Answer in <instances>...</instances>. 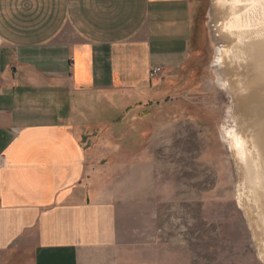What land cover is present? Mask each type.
Instances as JSON below:
<instances>
[{"label":"crops","instance_id":"1","mask_svg":"<svg viewBox=\"0 0 264 264\" xmlns=\"http://www.w3.org/2000/svg\"><path fill=\"white\" fill-rule=\"evenodd\" d=\"M203 7L0 0V264H179L131 117L208 46Z\"/></svg>","mask_w":264,"mask_h":264},{"label":"rangeland","instance_id":"2","mask_svg":"<svg viewBox=\"0 0 264 264\" xmlns=\"http://www.w3.org/2000/svg\"><path fill=\"white\" fill-rule=\"evenodd\" d=\"M203 1L208 46L169 77L165 96L145 101L144 116L131 117L133 135L145 141L140 158L147 152L155 160L156 182L164 171L171 186L160 219L173 231L179 264H264V229L245 208V172L223 136L233 100L219 86L223 76L215 57L222 53L221 24L228 9L225 1Z\"/></svg>","mask_w":264,"mask_h":264},{"label":"bare ground","instance_id":"3","mask_svg":"<svg viewBox=\"0 0 264 264\" xmlns=\"http://www.w3.org/2000/svg\"><path fill=\"white\" fill-rule=\"evenodd\" d=\"M224 1L228 14L221 24L223 46L215 67L223 76L219 86L232 96L233 105L223 136L245 172L241 194L245 208L249 215L254 213L256 227L263 230L264 0Z\"/></svg>","mask_w":264,"mask_h":264},{"label":"built area","instance_id":"4","mask_svg":"<svg viewBox=\"0 0 264 264\" xmlns=\"http://www.w3.org/2000/svg\"><path fill=\"white\" fill-rule=\"evenodd\" d=\"M0 43H1V40H0ZM159 72H161V69L158 67V68H156V69H154L153 71H152V75H156V74H158ZM4 159H3V155H0V169L3 167V164H4V161H3Z\"/></svg>","mask_w":264,"mask_h":264}]
</instances>
